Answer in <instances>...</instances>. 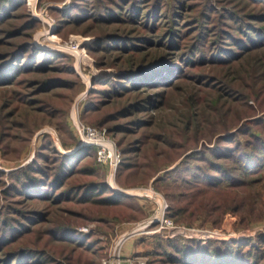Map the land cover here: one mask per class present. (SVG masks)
<instances>
[{
    "label": "rangeland",
    "instance_id": "374dc122",
    "mask_svg": "<svg viewBox=\"0 0 264 264\" xmlns=\"http://www.w3.org/2000/svg\"><path fill=\"white\" fill-rule=\"evenodd\" d=\"M260 36L262 0H0V264H104L136 229L146 264H218L167 239L264 264V166L237 159L264 146ZM161 199L182 233L147 224Z\"/></svg>",
    "mask_w": 264,
    "mask_h": 264
},
{
    "label": "built area",
    "instance_id": "2783aa9c",
    "mask_svg": "<svg viewBox=\"0 0 264 264\" xmlns=\"http://www.w3.org/2000/svg\"><path fill=\"white\" fill-rule=\"evenodd\" d=\"M76 130L80 141L83 144L89 145L96 151V160L102 165L108 167L111 172H114L120 160V152L115 148V143L105 134L102 128L94 127L90 124L80 122L76 124ZM166 204L163 200L158 201V207L155 214L148 220L147 224L154 223L155 229L152 232H159L162 229L168 230L169 236L173 237L178 233H182L180 227H174L171 222L165 218ZM146 224V225H147ZM138 231L136 229L133 232ZM132 232V233H133ZM122 235L117 240V248L110 254V257L104 264H146V259L143 256L132 254L125 256L121 252V247L124 241L131 236V234ZM171 233V234H170ZM210 233V232H209ZM211 235V234H210ZM203 237H209L208 233Z\"/></svg>",
    "mask_w": 264,
    "mask_h": 264
},
{
    "label": "trees",
    "instance_id": "16d2710c",
    "mask_svg": "<svg viewBox=\"0 0 264 264\" xmlns=\"http://www.w3.org/2000/svg\"><path fill=\"white\" fill-rule=\"evenodd\" d=\"M264 1V0H262ZM248 26V25H247ZM263 36V35H262ZM259 37V34H258ZM262 40H264V37H261ZM91 147V146H89ZM92 150H94L93 147H91ZM260 153H257L256 150H252L249 152H244L242 153V155L240 156V158H237L240 160V162H242V169L245 170V172H257L259 171L263 166H264V160H260V157H263L264 159V146L262 145L261 148H259ZM258 150V151H259ZM263 150V151H262ZM94 154L96 155V151L94 150ZM239 157V156H238ZM257 168H259L258 170H256ZM218 171V170H217ZM26 172V171H25ZM23 177V178H22ZM24 181H28L29 179L31 180L32 178L29 177L28 173L22 174L21 177ZM18 177V179H20ZM231 180L227 179V184H230ZM217 184V183H216ZM221 184H217L215 186H211L212 188H219ZM106 197V198H100L98 200H95L94 202L99 203H112L110 201H113V198ZM89 198V197H88ZM172 211V210H171ZM169 209V216H171L172 218L177 217V214L173 215ZM180 212H182L180 210ZM183 213V212H182ZM196 242V241H194ZM194 242H190L188 244H183V245H179L177 246V240H170L167 239V245L169 247H171L173 249V252H186L187 254L185 255H189L190 258H194L196 255L197 256H201L203 259H207L209 262L210 261H214V262H218V264L220 263H232V261L230 260V257H233L232 255H235V253H237L238 255H241V250L238 251V249L240 248L241 244L240 243H251L252 241L249 239H240L237 241H231V242H227V241H214V242H209L208 244L202 245L199 242H196V244L193 245ZM236 244L237 249L236 248H229V245L227 244ZM196 246V247H195ZM236 250V252L234 253V251ZM171 259V261H178L179 258H176V255L174 254L173 256L169 257ZM246 262V261H245ZM234 264H237L239 262H233ZM240 264V263H239Z\"/></svg>",
    "mask_w": 264,
    "mask_h": 264
},
{
    "label": "crops",
    "instance_id": "0c3cea01",
    "mask_svg": "<svg viewBox=\"0 0 264 264\" xmlns=\"http://www.w3.org/2000/svg\"><path fill=\"white\" fill-rule=\"evenodd\" d=\"M138 248H139V245L134 240H132L131 242H128L126 243V245H124L123 254L125 256H130L133 253H136V251H138Z\"/></svg>",
    "mask_w": 264,
    "mask_h": 264
}]
</instances>
